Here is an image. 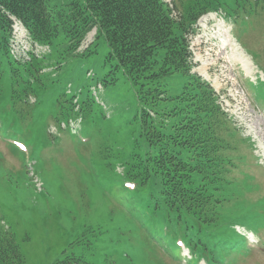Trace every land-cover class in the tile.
I'll list each match as a JSON object with an SVG mask.
<instances>
[{"label": "rangeland", "instance_id": "374dc122", "mask_svg": "<svg viewBox=\"0 0 264 264\" xmlns=\"http://www.w3.org/2000/svg\"><path fill=\"white\" fill-rule=\"evenodd\" d=\"M219 22L245 55L249 74L215 38ZM94 34L76 53L63 34L49 47L22 37L21 50L43 57L41 71L0 57V230L14 238L24 264H52L66 255L88 264H264V13L232 20L203 15L189 36L190 72L216 91L237 127L240 148L230 154L241 158L228 175L236 182L217 223L189 236L157 209L152 179L127 177L129 166H142L156 147L142 126L139 82L111 71L105 40L90 45ZM89 45L92 53L83 55ZM160 80L170 96L188 81L181 72ZM69 120L77 123L75 133L61 128ZM236 229L249 246L258 245H243Z\"/></svg>", "mask_w": 264, "mask_h": 264}, {"label": "trees", "instance_id": "16d2710c", "mask_svg": "<svg viewBox=\"0 0 264 264\" xmlns=\"http://www.w3.org/2000/svg\"><path fill=\"white\" fill-rule=\"evenodd\" d=\"M260 9L264 10V0H71L62 6L47 0H0V57L41 69L39 58L21 63L10 56V16L19 19L39 44L50 45L63 34L70 53H76L95 29L90 45L99 37L105 40L111 71L120 70L139 82L142 126L156 147L153 155L140 160L142 166H129L127 177L139 178L141 184L152 179L158 188L157 209L189 236L217 223L226 190L236 182L228 174L241 162L230 154L240 148L237 127L213 88L190 72L189 36L204 13L252 16ZM90 45L83 55L92 53ZM174 72L188 81L180 93L170 96L160 78ZM0 264H24L14 238L2 230ZM52 264L88 263L66 255Z\"/></svg>", "mask_w": 264, "mask_h": 264}, {"label": "bare ground", "instance_id": "6f19581e", "mask_svg": "<svg viewBox=\"0 0 264 264\" xmlns=\"http://www.w3.org/2000/svg\"><path fill=\"white\" fill-rule=\"evenodd\" d=\"M203 19H201L200 21H202ZM202 23V22H201ZM224 24L222 22L217 23V34L215 36V38L219 39L222 38L223 40L220 41L224 47H229V50L231 52V55H233V61L239 62L242 64L243 70L245 73L249 74V70L248 68L244 67L247 66L248 62L246 61V59L244 58V56L241 55L240 52H238V50L236 49V47L230 42L228 36H227V29L224 28ZM214 33V32H213ZM222 36V37H220ZM215 49V48H214ZM223 52V50H221ZM221 54V52H220ZM206 63L203 64V66H205Z\"/></svg>", "mask_w": 264, "mask_h": 264}]
</instances>
